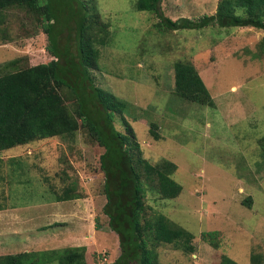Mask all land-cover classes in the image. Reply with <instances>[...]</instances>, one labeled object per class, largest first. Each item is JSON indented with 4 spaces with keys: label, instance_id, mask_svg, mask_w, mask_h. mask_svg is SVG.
Instances as JSON below:
<instances>
[{
    "label": "rangeland",
    "instance_id": "1",
    "mask_svg": "<svg viewBox=\"0 0 264 264\" xmlns=\"http://www.w3.org/2000/svg\"><path fill=\"white\" fill-rule=\"evenodd\" d=\"M52 1L62 18L75 27L64 5L69 0ZM78 2L95 18L91 32L102 36L101 27L107 25L109 39L101 48L100 70H92L96 85L134 105L133 112L141 118L124 117L134 129L133 140L144 158L153 163L167 159L178 166L175 179L183 186L181 195L163 199L157 191H148L146 205L150 215L165 214L192 232L195 252L148 241V247L156 249L158 263L219 264L224 254L239 264H251L254 252L264 253V154L260 145L264 136V30L214 24L161 33L154 27L153 14L136 10V0ZM219 3L163 0V9L174 20L198 19L215 14ZM47 23L25 7L0 14V76L55 59L48 51ZM61 28L58 25L55 32L60 44L72 43L74 49L75 33L65 27L60 33ZM156 58L162 60L155 64ZM181 59L198 69L216 101L215 108L183 101L173 93V64ZM13 60L17 63L10 65ZM65 100L73 106V100ZM122 117L117 116L115 126L128 135ZM151 129L160 139H155ZM104 152L84 127L74 139L55 137L0 152V205L18 204L29 192L49 197L67 186H74L81 196L41 205L37 212L31 207L42 203L41 199L31 195V203L21 202L24 207L0 211V255L69 244L88 248V264L115 262L121 245L103 211L107 202L106 176L101 169ZM11 159L18 160L17 167ZM212 230L221 232L219 249L201 239L203 232Z\"/></svg>",
    "mask_w": 264,
    "mask_h": 264
},
{
    "label": "trees",
    "instance_id": "2",
    "mask_svg": "<svg viewBox=\"0 0 264 264\" xmlns=\"http://www.w3.org/2000/svg\"><path fill=\"white\" fill-rule=\"evenodd\" d=\"M44 1L0 0V14L10 8L25 7L48 21L45 25L51 43L48 51L55 58L47 64L17 68L0 76V152L55 137L74 139L80 127L86 128L105 149L101 156L107 197L103 211L109 217L111 229L121 237V254L111 264H159L156 249L149 248L148 241L180 245L186 253L193 254L194 234L165 214L150 215L146 205L148 191H157L163 199H177L181 195L183 186L175 179L178 166L167 159L153 163L144 158L139 143L133 140L134 129L124 117L141 118L133 112L134 105L95 83L92 70H100L101 48L106 47L109 39L107 25L101 27L102 36L98 31V34L91 32L96 25L94 16L86 12L78 0H69L64 5L75 22V27L70 26L71 20L62 18L61 10L56 11L52 0L43 4ZM135 8L153 14L157 19L154 27L161 33L200 30L214 24L264 30V0H220L215 14L198 19L183 17L174 20L166 16L163 0H136ZM58 25L62 27L60 33L65 28L75 33L76 37L72 39L74 49L72 43L60 44L58 35H55ZM158 59L162 60L154 59L155 64ZM16 63L13 60L10 65ZM173 69L172 89L176 96L186 102L216 107L207 83L193 63L177 60ZM66 98L74 101L72 107L67 105ZM118 115L123 116L121 120L126 124L128 135L116 129ZM151 134L156 140L160 139L155 130L151 129ZM260 145L264 154V136ZM9 162L15 167L18 165V160ZM31 195L38 194L29 192L21 202L31 203ZM52 196L38 195L42 203L31 208L81 198L74 186H67ZM251 201L247 200L249 206ZM21 202L11 206L1 204L0 211L24 207ZM29 203L25 206H32ZM201 239L215 249L221 247L222 236L217 230L203 232ZM87 253L86 246L25 250L0 255V264H88ZM219 264L239 263L223 254ZM251 264H264V253L254 252Z\"/></svg>",
    "mask_w": 264,
    "mask_h": 264
},
{
    "label": "crops",
    "instance_id": "3",
    "mask_svg": "<svg viewBox=\"0 0 264 264\" xmlns=\"http://www.w3.org/2000/svg\"><path fill=\"white\" fill-rule=\"evenodd\" d=\"M58 203H60V202H58ZM62 203H66V202H62ZM53 204H55V203H53ZM43 205H50V204H43ZM56 205H57V203H56ZM40 206L41 205H39L38 207H36L37 209L38 208H40ZM35 207V206H34ZM35 208V211H37V209ZM38 212V211H37ZM83 236V235H82ZM77 238V236L76 237H74V239H76ZM68 246H71V245H69V244H67ZM73 246H80V245H73Z\"/></svg>",
    "mask_w": 264,
    "mask_h": 264
},
{
    "label": "clouds",
    "instance_id": "4",
    "mask_svg": "<svg viewBox=\"0 0 264 264\" xmlns=\"http://www.w3.org/2000/svg\"><path fill=\"white\" fill-rule=\"evenodd\" d=\"M212 231H214V230H212ZM119 235V234H118ZM121 237H120V235H119V239H120ZM120 242H121V239H120ZM120 245H121V243H120ZM87 263H88V261H87Z\"/></svg>",
    "mask_w": 264,
    "mask_h": 264
}]
</instances>
